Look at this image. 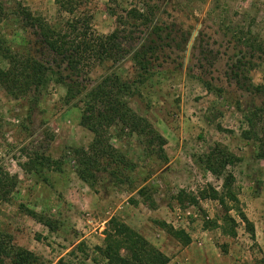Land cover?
I'll list each match as a JSON object with an SVG mask.
<instances>
[{"label": "rangeland", "instance_id": "rangeland-1", "mask_svg": "<svg viewBox=\"0 0 264 264\" xmlns=\"http://www.w3.org/2000/svg\"><path fill=\"white\" fill-rule=\"evenodd\" d=\"M78 1V15L90 18L99 35L113 34L117 17L128 11L149 18L130 20L121 28L120 42L130 54L109 70L96 67L87 85L91 89L113 72L124 81H135L140 93L131 106L164 138V153L160 156L156 146L148 148L137 136L113 128L111 146L134 169H124L119 177L123 184L100 173L99 183L91 189L76 173L75 151L87 149L93 141L80 125L79 102L66 104V88L54 77L45 88L20 100L0 87V170L18 180L9 198L0 201L1 239L32 252L37 264H57L61 259L102 264L95 249L104 245L114 218L164 253L169 264H264V148L243 135L249 129L245 115L263 106L264 97L240 88L233 77L236 61L245 53L234 32L251 30L264 40V0ZM0 3L5 11L0 38L17 53L60 71L40 37L27 28L25 14L43 17L56 29L72 17L59 13L56 0ZM143 50L148 51L146 73L131 60ZM258 55L252 59L258 67L251 77L262 84L264 56ZM7 67L0 56V69ZM61 72L69 74L65 65ZM141 76L147 79L143 84ZM208 85L215 90L209 91ZM216 144L239 158L229 169L241 202L230 213L236 221L234 236L224 234L225 210L209 198L208 188L221 192L223 181L201 163ZM42 158L56 164L42 166L40 160L35 170H29L30 163ZM144 187L149 188L155 209L138 195ZM29 212L52 219L56 230L41 225ZM243 215L254 226V237L242 222ZM162 222L183 230L191 243L184 246L167 234L158 226ZM3 262L12 264L8 259Z\"/></svg>", "mask_w": 264, "mask_h": 264}, {"label": "trees", "instance_id": "trees-1", "mask_svg": "<svg viewBox=\"0 0 264 264\" xmlns=\"http://www.w3.org/2000/svg\"><path fill=\"white\" fill-rule=\"evenodd\" d=\"M60 14L72 17L62 29H56L46 19L32 14H25L26 26L35 31L45 47L52 53L60 71L55 72L31 55H22L14 51L3 38H0V56L7 63L6 69H0V87L16 100L25 99L32 92L37 93L45 88L54 77L57 84L66 88L65 102L70 105L75 102L81 111L82 128L93 135L91 145L85 149H78L75 155L78 157L77 176L95 189L100 178L98 174L108 173L118 183L123 184L119 177L123 176L124 169L133 170L134 165L119 151L111 146L113 128L130 136H137L148 148H158L157 153L162 156L166 144L164 138L154 129L153 125L144 117L137 114L132 108L131 102L140 93L135 81H124L115 72L101 78L91 89L87 85L89 74L98 66H105L107 70L112 65L122 62L130 54L120 42L121 29L130 20L147 22V15L136 10L126 13V16L117 17L118 29L111 35H99L91 26L90 18L78 15V0H56ZM4 7L0 3V25L4 20ZM160 30L155 29L154 33ZM234 39L245 50L242 57L237 59L233 77L247 92L264 97V82L255 84L251 74L258 67L252 59L257 54L264 56V40L259 39L250 30L245 32L243 28L234 32ZM148 50H151L148 48ZM135 52L131 60L141 71H148L144 60L148 51ZM247 55H249L247 57ZM264 58V57H263ZM264 63V59H263ZM109 64V65H108ZM66 66L68 75L61 72L62 66ZM140 77V76H139ZM143 84L145 76H141ZM138 84V83H137ZM208 90H215L208 85ZM248 131L243 135L248 140H256L264 148V105L255 108L245 115ZM261 125V131L257 128ZM156 146V147H155ZM264 158V154L261 155ZM42 166L56 164L50 158L38 159L30 163L29 170H35L38 161ZM239 158L222 144L211 147L201 163L214 177L223 181L221 192L209 187L210 200L217 201L225 210L221 227L225 235L234 236L236 221L230 215L240 206L236 188V178L230 168H234ZM27 166V164H26ZM32 166V167H31ZM25 169V168H24ZM18 185L16 177L0 170V201L8 199ZM149 188L144 187L138 191L143 198V203L152 209L156 203L148 195ZM29 216L51 231H55V221L40 216L35 212H29ZM242 222L246 224L249 232L254 237V226L243 215ZM158 226L174 237L184 246L191 243L190 236L183 230H176L166 223H158ZM10 241V239H9ZM5 243L0 235V264L8 259L12 264H37L38 258L30 251ZM95 251L101 258L102 264H169L170 259L156 247L150 244L136 231L119 222L116 219L110 221V229L102 247H96ZM98 262V261H96ZM57 264H71L61 259ZM98 264V263H97ZM100 264V263H99Z\"/></svg>", "mask_w": 264, "mask_h": 264}]
</instances>
